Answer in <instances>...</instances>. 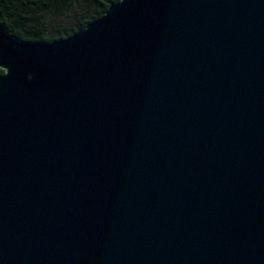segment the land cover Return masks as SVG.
<instances>
[{"label":"water","instance_id":"water-1","mask_svg":"<svg viewBox=\"0 0 264 264\" xmlns=\"http://www.w3.org/2000/svg\"><path fill=\"white\" fill-rule=\"evenodd\" d=\"M0 70V264H264V0L0 26Z\"/></svg>","mask_w":264,"mask_h":264},{"label":"trees","instance_id":"trees-1","mask_svg":"<svg viewBox=\"0 0 264 264\" xmlns=\"http://www.w3.org/2000/svg\"><path fill=\"white\" fill-rule=\"evenodd\" d=\"M120 0H0V26L14 39L53 43L67 39L101 17ZM71 22V26H63ZM60 24L53 35L47 28ZM55 26V25H54ZM4 71L0 70V76Z\"/></svg>","mask_w":264,"mask_h":264},{"label":"rangeland","instance_id":"rangeland-1","mask_svg":"<svg viewBox=\"0 0 264 264\" xmlns=\"http://www.w3.org/2000/svg\"><path fill=\"white\" fill-rule=\"evenodd\" d=\"M55 25V26H54ZM59 25L60 24H53L52 26H50L49 28H47V33L49 34V35H53V34H55V33H57L58 32V30H59ZM63 26H71V25H73L71 22H64L63 24H62Z\"/></svg>","mask_w":264,"mask_h":264}]
</instances>
